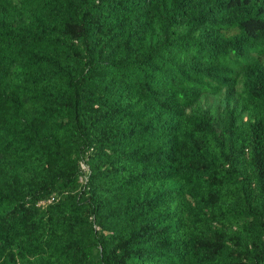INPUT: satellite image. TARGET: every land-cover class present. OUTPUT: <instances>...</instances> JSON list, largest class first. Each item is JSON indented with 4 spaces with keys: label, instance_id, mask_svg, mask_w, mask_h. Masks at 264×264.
<instances>
[{
    "label": "trees",
    "instance_id": "obj_1",
    "mask_svg": "<svg viewBox=\"0 0 264 264\" xmlns=\"http://www.w3.org/2000/svg\"><path fill=\"white\" fill-rule=\"evenodd\" d=\"M0 264H264V0H0Z\"/></svg>",
    "mask_w": 264,
    "mask_h": 264
},
{
    "label": "rangeland",
    "instance_id": "obj_2",
    "mask_svg": "<svg viewBox=\"0 0 264 264\" xmlns=\"http://www.w3.org/2000/svg\"><path fill=\"white\" fill-rule=\"evenodd\" d=\"M223 103H224V91H222L219 94L205 95L203 100H202L203 106L210 105L213 108H217V110H219V108H221Z\"/></svg>",
    "mask_w": 264,
    "mask_h": 264
},
{
    "label": "built area",
    "instance_id": "obj_3",
    "mask_svg": "<svg viewBox=\"0 0 264 264\" xmlns=\"http://www.w3.org/2000/svg\"><path fill=\"white\" fill-rule=\"evenodd\" d=\"M81 165H82V167L84 168V169H87V164H86V162L84 161V160H82L81 161ZM53 198V197H52ZM50 200V199H49ZM46 202V200H42L41 201V203H45Z\"/></svg>",
    "mask_w": 264,
    "mask_h": 264
}]
</instances>
